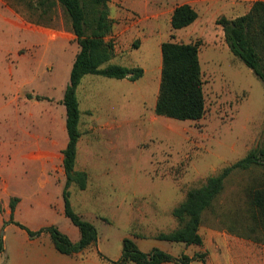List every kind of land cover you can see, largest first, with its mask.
<instances>
[{
	"label": "rangeland",
	"instance_id": "1",
	"mask_svg": "<svg viewBox=\"0 0 264 264\" xmlns=\"http://www.w3.org/2000/svg\"><path fill=\"white\" fill-rule=\"evenodd\" d=\"M254 1L247 0L246 4L251 6ZM161 2L141 0L138 11L129 7L128 0H108V6L120 27L155 22L160 25L156 33L162 32L165 41L200 43L206 112L199 120L157 115L161 49L155 40L146 42L152 35L145 27L139 34L125 36L112 30L106 40L113 43L114 50L119 49L116 63L140 66L147 73L136 81L87 74L78 89L83 118L76 167L88 172L89 181L85 190L72 185L71 202L77 213L96 226L98 241L70 255L72 264L86 260L89 264H113L110 261L122 255L125 237L133 238L146 252L160 248L175 256L206 253V245L187 246L159 240L157 235L180 226L173 209L189 189L203 185L208 177L242 159L251 149L264 146V81L231 52L223 28L217 24L219 16L227 11L204 12L189 27L172 30L168 20L148 13ZM0 16L8 19L5 23L0 18V142L7 145L33 135L53 139L49 101L53 106L56 102L47 95L58 97L69 84L71 66L79 52L71 21L58 6L50 24L37 23L17 0H0ZM22 25L36 30L35 35L25 37V43ZM57 134L60 138L59 129ZM11 149L6 147L9 155ZM6 164L12 168V163ZM19 165L21 183L34 182L38 176L30 170V164ZM61 184L59 180L55 186ZM259 187H264L263 165L235 169L205 210L200 233L205 244L212 246L217 264L226 263L221 241L229 245L245 243L248 264H264V234L251 229L254 221L249 193ZM62 189H58L60 199ZM15 198L14 220L27 226L24 221L34 219L33 211L25 208L17 214L20 198L9 191L11 212ZM48 211H42L48 222L53 221L73 241L80 238V230L65 211ZM11 212L0 227L4 239L0 264L20 262L16 241L22 240V233L8 227ZM49 234L44 232L40 237L41 245H48L45 240L53 244ZM257 237L261 241L256 242ZM32 242L25 240V244Z\"/></svg>",
	"mask_w": 264,
	"mask_h": 264
},
{
	"label": "trees",
	"instance_id": "2",
	"mask_svg": "<svg viewBox=\"0 0 264 264\" xmlns=\"http://www.w3.org/2000/svg\"><path fill=\"white\" fill-rule=\"evenodd\" d=\"M32 14L37 23L45 25L53 20L56 8L62 6L69 17L79 52L73 62L70 82L66 88L63 104L67 110L68 142L64 149V169L66 180L63 189L64 211L66 217L80 230V238L73 241L60 231L56 225L42 227L36 231L14 220L16 198L11 202V223L25 229L37 237L48 232L56 249L67 255L80 253L95 246L98 230L89 220L76 212L71 202V187L76 185L85 190L89 174L76 169L78 142L82 136L80 128L81 110L77 89L87 74L136 81L144 75V68L129 67L110 63L114 57V46L106 40L113 30L114 20L110 16L108 0H17ZM37 19H36V18ZM198 18L197 10L190 4L178 5L171 19L172 30L191 25ZM217 24L223 28L225 40L231 52L240 58L253 72L264 81V0L253 3L244 15L229 18L220 16ZM162 50V72L159 93L155 105L157 115L179 120H199L206 112L203 72L199 57V42L165 41ZM252 165L264 166V146L251 149L245 157L225 167L198 187L187 191L185 199L173 209V215L180 226L170 232H161L157 239L182 242L187 246L204 244L200 233L203 214L222 191L226 178L235 169H246ZM254 232L264 234V187L253 189L250 193ZM261 241L259 237L254 238ZM4 251V239L0 237V252ZM101 257H104L100 253ZM195 260H206L205 252L194 255L182 253L175 256L160 248L150 252L143 251L133 238L123 240L122 255L113 264H163L175 262L190 264Z\"/></svg>",
	"mask_w": 264,
	"mask_h": 264
},
{
	"label": "crops",
	"instance_id": "3",
	"mask_svg": "<svg viewBox=\"0 0 264 264\" xmlns=\"http://www.w3.org/2000/svg\"><path fill=\"white\" fill-rule=\"evenodd\" d=\"M246 1L247 0H162L160 7L153 6L152 8H150L151 10H149L148 13L149 14L151 13L152 17L158 18L159 20H168L169 23L171 24L172 15L174 13L175 8L178 5L187 3L193 6L197 10L198 18L200 17V14H204V12L209 13L211 10L214 11L224 10L227 11L226 12L227 14L221 16L235 18L244 15L250 11L253 4L251 6H248L246 4ZM128 3L130 5L129 7H131L136 11H138V7H142L141 0H128ZM122 15L126 16V13H122ZM0 18L4 20L5 23H7L8 21L7 18L1 16ZM159 26H157L155 22L150 23L148 25L146 23H144V25L143 24L139 25V23L135 22L123 28L118 26L117 23L114 21L112 33L113 34L119 33L120 36L121 35L125 36L129 34H139L140 29L145 27L146 31L150 29V34L152 35L150 39H148L146 42L150 40L151 41L155 40V45L158 47V49H161L162 43L165 42V40L162 36L163 35L162 32L156 33V31L159 30ZM21 29H24L23 31H21L23 43H25L24 39L26 36H28L29 38V36L36 34L35 29L33 30L24 25L21 26ZM27 30H29V32ZM118 52L119 49L115 48L114 57L112 58L110 63H116ZM19 56L21 58V55ZM36 64L40 65V60H37ZM161 70H162V65H161ZM146 73L147 71L145 69V74ZM159 82L161 81L159 80ZM81 85H82V81L78 86V89ZM67 86L68 83L64 87V89H62V92L58 97L47 95V97H49L50 100L54 98L56 102V105L53 106L51 103L52 101H49L50 103L49 114L50 113L52 114L51 120H52V124H54L52 127L54 133L53 139L37 138L35 135H33V137L30 139L15 141L13 143H8L7 145H5L3 141L0 142V162L5 164L0 167V227L3 225V222L7 219L8 212H11V210L9 209V201H8L9 191L15 193V195H17L20 198V201L18 202L16 209L17 214H19L20 210H25V208L33 211L34 219H30L26 222L24 221V223L31 230L36 231L42 227L53 225L52 224L53 221L48 222L46 220V215L44 214V212H42L43 210H49L48 212H55L56 214H58V212H62V213L64 212V207H65L64 198L60 199L59 197L60 190L58 189H60V187L64 189V184L66 180V173L64 169V149L66 148L68 142V132L66 134L67 110L62 100L64 98V94ZM78 89H77V95H78ZM27 103L28 102H25L26 105H30ZM33 103L34 102H32V104ZM79 103H80V99H79ZM56 112H59L58 116L55 114ZM64 116L66 117V121L64 119ZM82 118H83V111L81 110L80 125L82 124ZM58 129L60 130L61 133L60 138L58 137L57 134ZM64 135L65 137H67V140L64 139ZM8 146L12 147V149L10 150L11 152L10 155L8 154V151H6V147ZM7 162L12 163V168L9 169V167L6 164ZM21 163L30 164V170L33 171V173L38 176L34 180V182L28 183L27 185L21 183L22 179L17 175L18 172H20L19 164ZM76 165H77V160H76ZM76 169L81 170L77 167ZM55 180L56 181L62 180V184L60 186H55L56 184ZM63 189H62V196H63ZM8 227L12 228L13 231H20L22 233V237H21L22 240L16 241L18 244V254L20 258L19 264H72L71 260L69 259L70 255L59 252L54 246V244L47 242L48 240H45L46 243H48L47 246L40 244L41 240L39 239L44 235V233L41 234L40 236L34 237L31 236L25 229H22L21 227H19L14 223H10ZM48 237L51 238L50 234ZM26 238L27 240L31 239L33 241L32 242L33 244L32 245H30L29 243L25 244ZM220 243H221V247H223L224 245V254H225V262H226L225 264H248L247 257H244L245 256L244 253L247 250V245L245 243L240 241H236L235 242L236 245L233 244L229 245L228 243L223 241H221ZM203 245H206V251H207L206 260L205 261L195 260L190 264H194V263L217 264L218 258L214 253L212 246L207 243L205 244V241ZM80 264H89V260L81 262ZM163 264H180V263L166 262Z\"/></svg>",
	"mask_w": 264,
	"mask_h": 264
}]
</instances>
